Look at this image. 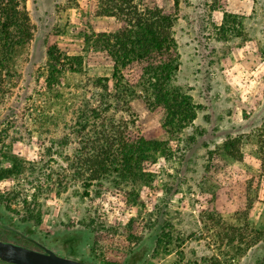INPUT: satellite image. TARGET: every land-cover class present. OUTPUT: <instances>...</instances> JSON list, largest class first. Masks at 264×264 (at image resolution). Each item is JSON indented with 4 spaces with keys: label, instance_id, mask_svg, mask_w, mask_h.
Here are the masks:
<instances>
[{
    "label": "rangeland",
    "instance_id": "obj_1",
    "mask_svg": "<svg viewBox=\"0 0 264 264\" xmlns=\"http://www.w3.org/2000/svg\"><path fill=\"white\" fill-rule=\"evenodd\" d=\"M155 2L175 14L169 88L195 110L183 126L165 127V108L139 86L127 107L141 65L118 81L96 46L93 34L121 23L106 2L26 0L32 39L0 74V214L92 264L133 255V264H264V0ZM49 48L69 63L50 83ZM102 124L160 150L134 173L109 168L85 188L81 160L106 150Z\"/></svg>",
    "mask_w": 264,
    "mask_h": 264
},
{
    "label": "trees",
    "instance_id": "obj_2",
    "mask_svg": "<svg viewBox=\"0 0 264 264\" xmlns=\"http://www.w3.org/2000/svg\"><path fill=\"white\" fill-rule=\"evenodd\" d=\"M110 7L109 14L117 16L121 23L115 32H99L95 35L96 46L105 51L113 60L114 76L121 81V70L133 63L141 65V73L136 82L127 83V107L131 102V87L139 86L145 93L143 98L152 108H165V127L186 125L195 117V110L190 98L169 88L178 68V55L175 50L173 26L175 14L166 13L152 0L151 4H134V0H103ZM26 0H0V74L8 75L12 68V57L17 48H21L32 39L31 24L25 6ZM175 9L179 0H173ZM112 8L119 13H112ZM49 59L48 82L57 81L66 64L61 55H56L53 48L47 52ZM120 91V90H119ZM124 92V89L120 91ZM93 111V110H90ZM92 118H98L93 111ZM85 131H93L95 123L88 124ZM104 124L99 128L102 147L105 151L93 150L85 154L81 160L85 188L91 182L101 178L107 169H119L134 173L143 162H154L161 142L146 139L124 128L106 129ZM86 128V126H84ZM170 131L167 130V132ZM112 155L108 150L112 146ZM225 146L227 144L225 143ZM101 148V146H100ZM138 151L139 153H137Z\"/></svg>",
    "mask_w": 264,
    "mask_h": 264
},
{
    "label": "water",
    "instance_id": "obj_3",
    "mask_svg": "<svg viewBox=\"0 0 264 264\" xmlns=\"http://www.w3.org/2000/svg\"><path fill=\"white\" fill-rule=\"evenodd\" d=\"M41 250H33L0 240V259L14 264H92L69 255H60L34 241ZM131 257L130 264L136 260Z\"/></svg>",
    "mask_w": 264,
    "mask_h": 264
},
{
    "label": "flooded vegetation",
    "instance_id": "obj_4",
    "mask_svg": "<svg viewBox=\"0 0 264 264\" xmlns=\"http://www.w3.org/2000/svg\"><path fill=\"white\" fill-rule=\"evenodd\" d=\"M0 240L3 242L12 243V244L23 246L25 248H29L33 250H41L40 247L34 241L42 245L41 242L37 240L35 237H33L30 232L22 230L15 221H12L4 217V215L2 214H0ZM62 245L66 247V249L72 248V240L70 239L69 241L68 239L65 242H63ZM51 250H53L57 254L64 255L58 249H51ZM77 259H80V258H77ZM0 263L14 264L11 262L4 261L2 259H0Z\"/></svg>",
    "mask_w": 264,
    "mask_h": 264
}]
</instances>
